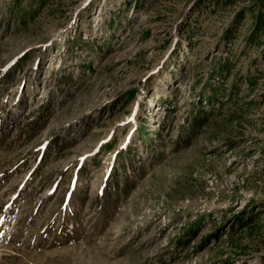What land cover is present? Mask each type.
I'll use <instances>...</instances> for the list:
<instances>
[{"label": "rangeland", "instance_id": "374dc122", "mask_svg": "<svg viewBox=\"0 0 264 264\" xmlns=\"http://www.w3.org/2000/svg\"><path fill=\"white\" fill-rule=\"evenodd\" d=\"M0 264H264V0H0Z\"/></svg>", "mask_w": 264, "mask_h": 264}, {"label": "trees", "instance_id": "16d2710c", "mask_svg": "<svg viewBox=\"0 0 264 264\" xmlns=\"http://www.w3.org/2000/svg\"><path fill=\"white\" fill-rule=\"evenodd\" d=\"M240 19V17H238V20ZM260 28V27H259Z\"/></svg>", "mask_w": 264, "mask_h": 264}, {"label": "bare ground", "instance_id": "6f19581e", "mask_svg": "<svg viewBox=\"0 0 264 264\" xmlns=\"http://www.w3.org/2000/svg\"><path fill=\"white\" fill-rule=\"evenodd\" d=\"M96 19H94V21H95Z\"/></svg>", "mask_w": 264, "mask_h": 264}]
</instances>
